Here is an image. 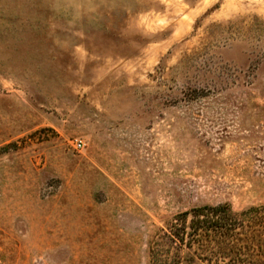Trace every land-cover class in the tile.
Returning a JSON list of instances; mask_svg holds the SVG:
<instances>
[{"label": "rangeland", "instance_id": "1", "mask_svg": "<svg viewBox=\"0 0 264 264\" xmlns=\"http://www.w3.org/2000/svg\"><path fill=\"white\" fill-rule=\"evenodd\" d=\"M220 203L264 206V0H0V264H152Z\"/></svg>", "mask_w": 264, "mask_h": 264}, {"label": "trees", "instance_id": "2", "mask_svg": "<svg viewBox=\"0 0 264 264\" xmlns=\"http://www.w3.org/2000/svg\"><path fill=\"white\" fill-rule=\"evenodd\" d=\"M152 264H264V206L204 205L178 214L153 243Z\"/></svg>", "mask_w": 264, "mask_h": 264}, {"label": "built area", "instance_id": "3", "mask_svg": "<svg viewBox=\"0 0 264 264\" xmlns=\"http://www.w3.org/2000/svg\"><path fill=\"white\" fill-rule=\"evenodd\" d=\"M77 146L80 148V147H82V141H80L78 144H77Z\"/></svg>", "mask_w": 264, "mask_h": 264}]
</instances>
